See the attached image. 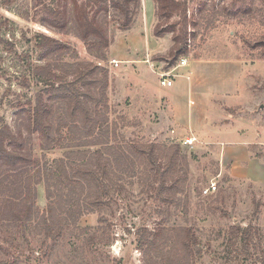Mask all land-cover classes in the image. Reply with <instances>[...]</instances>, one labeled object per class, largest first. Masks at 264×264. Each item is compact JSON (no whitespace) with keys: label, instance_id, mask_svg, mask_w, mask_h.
<instances>
[{"label":"rangeland","instance_id":"374dc122","mask_svg":"<svg viewBox=\"0 0 264 264\" xmlns=\"http://www.w3.org/2000/svg\"><path fill=\"white\" fill-rule=\"evenodd\" d=\"M52 1L14 0L8 6L0 4V36L4 40L0 43V122L12 126L16 110L13 105L24 102L36 90L33 83L29 87L21 83L22 77L28 76L30 65L40 62L34 34L42 32L66 41L80 59L96 60L76 37L54 33L39 23L41 2ZM179 1H186L187 27L195 32L191 52L180 57L186 58L188 65L179 71H187L188 83L194 85L193 108L210 111L215 129L230 127L226 136L185 130L183 133L194 135L195 141L184 144L186 136L175 132L168 112L167 116L162 113L163 100L156 105L150 94L153 86L163 95L173 96L179 79L173 87L161 86L158 74L151 73L152 80L148 78L143 69L147 63L143 61L141 65L131 60L113 63L110 57L115 49L110 51V46L107 61L101 63L109 72V119L116 122L124 140L167 146L177 143L187 156L186 195H179L183 202L164 203L153 191L151 180L141 185L138 177L126 176L121 180L124 188L111 197L101 212L86 214L79 220L80 226L97 228L99 240L86 245L82 239L88 238L89 233L77 237L69 230L45 239L42 231L32 225L20 227L19 231L0 227V262L143 264L135 231L162 223L191 227L197 237L196 264H264V0ZM244 7L248 13H236ZM194 20L197 26L191 22ZM178 22L180 27L185 21L178 15L167 23L158 20L153 0H141L129 30H118L116 23H110L112 42L120 49L115 56L132 59L138 51L142 53L140 59L165 66L162 58L169 54L172 34L156 37L152 31L156 24L162 28ZM184 87L179 102L182 105L190 97L187 85ZM206 121L203 114L198 116V128L205 126ZM62 152L58 148L43 152L39 140L32 141L35 157H60ZM211 182L216 190L203 194ZM36 204L40 209L46 205L41 183L37 185ZM233 226L251 227L247 244L233 242Z\"/></svg>","mask_w":264,"mask_h":264},{"label":"trees","instance_id":"16d2710c","mask_svg":"<svg viewBox=\"0 0 264 264\" xmlns=\"http://www.w3.org/2000/svg\"><path fill=\"white\" fill-rule=\"evenodd\" d=\"M13 2L0 0L3 6ZM153 2L158 20L167 23L178 15L185 21L180 27L178 22L153 28L156 37L172 34L169 54L162 58L163 68L168 69L191 52L195 32L187 27L186 1ZM140 7L141 0L41 2L39 23L54 33L76 37L97 61L80 59L66 41L42 32L34 34L40 62L30 65L21 83L27 87L33 83L36 90L13 105L12 126L0 122V227L19 231L32 225L45 239L69 230L77 237L89 233L82 239L88 245L101 234L97 228L80 226V218L101 212L124 188L121 180L126 176L138 177L141 185L151 180L153 191L164 203L183 202L179 195H186L189 167L180 145L124 140L116 122L109 119V72L101 62L107 61L113 41L110 23L121 31L130 29ZM248 12L246 7L236 11L240 15ZM34 138L43 152L58 148L63 149L62 155L33 156ZM40 183L46 198L43 209L36 204ZM230 232L234 243L247 244L252 235L250 226H233ZM135 235L143 264H196L197 237L189 226L158 223L152 228L138 227Z\"/></svg>","mask_w":264,"mask_h":264},{"label":"crops","instance_id":"0c3cea01","mask_svg":"<svg viewBox=\"0 0 264 264\" xmlns=\"http://www.w3.org/2000/svg\"><path fill=\"white\" fill-rule=\"evenodd\" d=\"M129 30V29H128ZM140 40L141 42L139 44L142 45V38L140 37ZM143 43H144V40H143ZM115 42H112L111 45H110V51L111 50H114L115 49V52L116 51H119L120 49L115 47L114 46ZM126 49H129V47H125ZM143 50V49H142ZM115 52H114V55L113 57H110L111 58V61L112 60H115L117 61L118 60V63L119 61L121 62H129V60L133 61V62H138L139 64L140 63H147L146 65V68L143 67L144 69V72H146V75L148 76V78H150V74L151 73H154V74H158V72L160 71L161 67L162 66H158V64H155V61H149V60H143V59H140V55L142 53H139L137 51V56L136 57H133L132 59L130 58H125V59H117V57L115 56ZM135 58V59H134ZM143 61V62H142ZM154 62V63H153ZM157 63V62H156ZM141 65V64H140ZM149 65V66H148ZM188 65V60H187V63L185 66H180L178 67L176 70H175V73H176V76L172 77V85L170 87H173L175 85V80L176 79H179V83H178V86H176V90L173 91V96L171 95H163L160 91V89H154L153 86L150 88V94L151 95H154V102L156 105H158V102L159 100H163V108H162V113L163 115H166L167 116V112L168 114L170 115V117L172 118V123H173V126L176 127V130L175 132H179L180 131V134L179 136H186L185 133H183V131L186 130V133L187 131H192V132H196V133H199V132H202L204 135L205 134H212V133H216V135H218V133H222L223 135L227 134L228 130L230 129L229 128H226V127H218V128H214L215 123L213 121L210 120V117H211V112H207V110L205 111L203 109V111H199L198 109H194L193 108V104L195 103L194 100L192 99V95L194 93V85L193 83H188L190 81V76L187 74V71L185 72H181L179 71V69L181 67H187ZM154 66H158V68H153ZM159 77V76H158ZM174 79V80H173ZM150 80H152L150 78ZM187 80V81H186ZM186 81V82H185ZM152 85H153V82H152ZM185 85H187V91H188V94H190V97L186 100V104L184 102L183 105L180 104V94L182 91H185ZM193 100V101H189V100ZM188 101H189V104H188ZM193 102V104H191ZM223 111V109H222ZM205 112V114H204ZM204 115V117L208 120L205 122V126H199L198 128V116H201V115ZM209 117V119H208ZM195 133V134H196ZM194 136V135H192ZM226 136V135H225ZM186 137H189V136H186Z\"/></svg>","mask_w":264,"mask_h":264},{"label":"built area","instance_id":"2783aa9c","mask_svg":"<svg viewBox=\"0 0 264 264\" xmlns=\"http://www.w3.org/2000/svg\"><path fill=\"white\" fill-rule=\"evenodd\" d=\"M113 63H115V60L112 61ZM187 63V59L186 58H180L175 65H173L172 67L168 68V69H164L163 67H161L160 71L158 72V76H159V83L161 86H171L172 85V77L176 76L175 70L180 67V66H185ZM192 141H195V137L191 136V137H185L183 139V143L187 144V143H192ZM216 190V185L214 182H211L209 184V186L205 187L202 190L203 194H210L213 193Z\"/></svg>","mask_w":264,"mask_h":264}]
</instances>
